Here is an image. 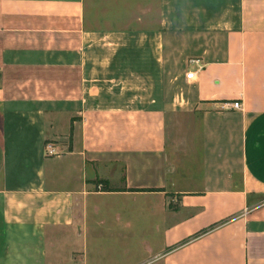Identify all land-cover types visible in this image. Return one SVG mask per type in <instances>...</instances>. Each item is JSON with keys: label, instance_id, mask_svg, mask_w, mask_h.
<instances>
[{"label": "crops", "instance_id": "obj_1", "mask_svg": "<svg viewBox=\"0 0 264 264\" xmlns=\"http://www.w3.org/2000/svg\"><path fill=\"white\" fill-rule=\"evenodd\" d=\"M141 27L197 45L173 95ZM0 264H264V0H0Z\"/></svg>", "mask_w": 264, "mask_h": 264}, {"label": "rangeland", "instance_id": "obj_2", "mask_svg": "<svg viewBox=\"0 0 264 264\" xmlns=\"http://www.w3.org/2000/svg\"><path fill=\"white\" fill-rule=\"evenodd\" d=\"M123 35H138L139 37H145V39L141 40L139 44L135 45H111L109 47H113V51L125 52L128 60L122 59L123 67L125 69H131L134 71L135 69H140L136 75L133 76L134 83L138 85L140 90L147 91L149 88L153 94L156 96H167L168 94H174L177 90L175 87L176 82L174 81L175 73L183 68L185 77L192 79L193 77H189L188 73L191 72L189 70L188 64L192 61L194 57L191 55V51L195 48L194 44H189L187 42L188 38H185L181 35L180 29H148L146 27H141L139 29H134V33L132 31H126ZM157 36V40L159 41V36H166V43H149L146 37ZM180 39H183V43L179 42ZM164 40V39H163ZM97 51L109 50L105 45H96ZM191 50V51H190ZM137 52L140 54V59H131V55H135ZM153 52H155V56ZM151 53L148 57L147 54ZM134 58V56H132ZM129 79L131 77H128ZM131 81V80H130ZM152 86V87H151ZM136 87V86H135ZM68 142L67 137H61L56 140V143H61V145H66ZM64 150V149H63ZM65 151V150H64ZM63 153V152H62ZM146 222L143 221L144 225L141 224L140 228H146ZM117 227V226H114ZM108 227H103L102 236L103 240L107 241L108 238L112 240V244L119 245L120 239L116 238V236H112L111 232H106ZM114 230V228H111ZM140 242L137 243L139 248H143L146 237L141 232ZM108 243V241H107Z\"/></svg>", "mask_w": 264, "mask_h": 264}, {"label": "built area", "instance_id": "obj_3", "mask_svg": "<svg viewBox=\"0 0 264 264\" xmlns=\"http://www.w3.org/2000/svg\"><path fill=\"white\" fill-rule=\"evenodd\" d=\"M194 62H199L198 59H195V60H192ZM194 74H195V71H191L188 73V76L189 77H194ZM231 107L233 108H237V109H240L241 108V101L239 100H234L230 103ZM62 152L64 153V150H63V145L62 147H59L58 144H56V142H48L46 145H45V154L47 156H55V155H60L62 154Z\"/></svg>", "mask_w": 264, "mask_h": 264}, {"label": "trees", "instance_id": "obj_4", "mask_svg": "<svg viewBox=\"0 0 264 264\" xmlns=\"http://www.w3.org/2000/svg\"><path fill=\"white\" fill-rule=\"evenodd\" d=\"M103 183H105V182L103 181ZM102 188H105V189H107V190H113V189H111L110 187H107V186H105V185H103Z\"/></svg>", "mask_w": 264, "mask_h": 264}]
</instances>
